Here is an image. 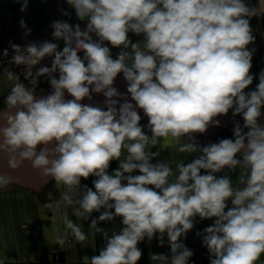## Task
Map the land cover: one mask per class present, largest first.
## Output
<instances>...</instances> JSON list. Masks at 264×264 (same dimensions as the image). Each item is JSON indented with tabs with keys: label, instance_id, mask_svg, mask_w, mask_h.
I'll return each instance as SVG.
<instances>
[{
	"label": "clouds",
	"instance_id": "1",
	"mask_svg": "<svg viewBox=\"0 0 264 264\" xmlns=\"http://www.w3.org/2000/svg\"><path fill=\"white\" fill-rule=\"evenodd\" d=\"M67 3L87 23L84 29L52 23L53 38L64 42L62 50L49 41L10 45L9 64L25 67L28 84L4 69L13 82L2 112L6 124L0 127V152L8 155V167L16 170L29 161L45 183L51 178L64 186L59 200L53 202L48 193L45 207L74 206V215L84 221L101 213L89 228L93 235L103 234L105 245L86 258L90 264H137L142 257L138 244L158 237L163 246L165 236L171 256L151 254L153 264H189L193 252L181 238L196 217L215 218L197 233L210 264H257L264 255V71L256 89L245 92L254 79V50L248 45L255 41L250 18L257 9L245 0ZM27 7L28 0H22L20 10ZM20 25L26 27L23 19ZM129 33L143 39L133 42ZM112 48L120 49L116 58ZM48 57L51 66L33 72ZM119 74L135 105L113 86ZM41 77L50 84L47 96L37 95ZM92 93L103 94L106 110L81 103ZM137 108L148 118L151 135L140 124ZM230 110L244 121L243 127L235 123L234 139L201 146L196 134L219 126L216 118ZM168 140L180 153L198 154L177 163L175 173L170 161L152 162L160 152L151 149ZM38 145H43L39 151ZM113 160L119 167L109 174ZM225 169H239V187L228 175H216ZM90 176L96 178L95 190L81 187V178ZM12 182L0 173V188ZM117 217L123 227L111 236L97 226ZM63 223L64 237L56 238L60 247L68 230L77 242L88 239L67 215Z\"/></svg>",
	"mask_w": 264,
	"mask_h": 264
},
{
	"label": "crops",
	"instance_id": "2",
	"mask_svg": "<svg viewBox=\"0 0 264 264\" xmlns=\"http://www.w3.org/2000/svg\"><path fill=\"white\" fill-rule=\"evenodd\" d=\"M21 4L22 0L19 2L18 0H0V47L18 44L28 39L51 36L53 31L51 25L54 21H65L71 25L79 24L82 29L86 27L87 21H80L77 18L74 8L67 3V0H28V7L25 11L20 10ZM247 4L257 9V16L250 18V26L255 41L248 45L250 51L254 50L252 68L250 69L254 79L253 83L245 89V92L256 89L259 83V75L264 71V0H251ZM61 10L70 13V15H63ZM22 19L26 27H21L20 21ZM129 38L133 42L143 39L142 36L138 37L133 33H129ZM105 43L107 44V42ZM111 51L113 58H116L120 49L112 48ZM78 55L83 57V53ZM6 68L9 67L0 65V108L6 107L4 101L13 83L7 79L4 72ZM20 78L23 83L28 84L23 76ZM216 119L220 122L219 126L209 127L205 133L196 134L195 138L201 146L216 143L224 138L234 139L233 128L235 123H240L242 127L244 124L243 118L233 116L231 110L227 115L218 116ZM261 122H264V117L261 118ZM141 125L145 133L151 135L148 129V121ZM246 131L247 129H245ZM151 150L160 152V155L155 157L152 162L170 161L174 173L177 163L191 162L198 155L178 152L171 140L162 141L160 145ZM124 155L121 156V159H124ZM118 167V160L111 161L108 169L109 174H112ZM138 174V172L132 173V175ZM201 174H204L203 170ZM239 174V169L235 171L225 169L216 175L218 177L228 175L234 186L239 187L240 185L237 183ZM95 179L94 176H90L88 179L81 178V187L87 185V187L95 190L93 185ZM64 191V186L57 185L55 182L50 189L41 194H34L12 184L0 188V264H90V259L86 258L99 254V250L105 245L103 234L93 235L94 230H91L89 225L92 219H98L100 212L92 213L89 219L84 221L74 215V206L62 204L59 209L45 207V203L50 202L48 193H52L54 202L60 199ZM231 206L229 201L228 207ZM64 215L81 226L88 237L85 242H77L71 231L68 230L64 246L57 245V236L64 237L66 230L63 223ZM214 219L201 220L196 217L193 229L187 233L186 237L181 238L186 246L204 251L205 264H210L211 258L206 246L202 243V237L197 236V233L213 225ZM97 226L108 231L109 236L123 227L122 221L118 217L113 221L99 222ZM138 248L142 251V257L137 264H153L150 258L151 254L171 256L166 236L163 246L160 245L158 237H154L151 242L147 239L140 242ZM60 252L65 254L64 262L59 260L58 254ZM257 264H264V255L261 256Z\"/></svg>",
	"mask_w": 264,
	"mask_h": 264
},
{
	"label": "water",
	"instance_id": "3",
	"mask_svg": "<svg viewBox=\"0 0 264 264\" xmlns=\"http://www.w3.org/2000/svg\"><path fill=\"white\" fill-rule=\"evenodd\" d=\"M115 88L118 89V91L123 95L126 96L128 101L133 103L135 105V102L131 100L130 94L127 93V82L123 78V74H119L117 78L114 81ZM51 92V88L47 89L45 91H42L38 93V96H47ZM66 99H72L71 96H69L67 93H65ZM121 103L123 100L120 101ZM83 104H90L92 106H99L101 108L105 107V97L103 94H96L92 93V99L89 100L85 98L83 101H81ZM6 110V107L0 108V127L4 126L6 124V121L4 120L5 113H2ZM137 111L139 115L141 116L140 122H146L148 121V118L143 113L142 109L137 108ZM237 117L242 118V115H237ZM245 131V129H244ZM43 147V145L37 146V151L40 150V148ZM0 173L7 174L13 178V182L10 183L18 188H21L23 190H27L29 192H32L34 194H41L45 192L47 189L51 187L52 184H54L53 179H48L45 183L44 179L41 178L38 171L34 170L32 168L31 162L25 161L23 163V166L19 169L12 170L8 167V155L0 152ZM60 262L65 261V254L63 252H60L58 254Z\"/></svg>",
	"mask_w": 264,
	"mask_h": 264
},
{
	"label": "built area",
	"instance_id": "4",
	"mask_svg": "<svg viewBox=\"0 0 264 264\" xmlns=\"http://www.w3.org/2000/svg\"><path fill=\"white\" fill-rule=\"evenodd\" d=\"M249 1H251V0H245V3L247 4ZM44 41L57 43L59 46V50H62L63 47L65 46L64 42L62 40L57 41L53 38L52 35L41 37V38H36V39H28V40H25V41L20 42L18 44H15V45L25 47L31 42H35L37 44H40V43H43ZM5 49L8 50V56L7 57L3 56V52ZM82 53L83 52H81L79 54H82ZM13 55H14V51L11 48V46L0 47V65L8 66L16 74H18L20 76H24L23 72L25 70V67L23 65L16 66L14 64H11V65L9 64V60L11 59V57ZM51 59L52 58L48 57V58H45L44 60H42L39 65H37L33 68V72H35L40 66H49L50 67L51 66ZM57 77H58V74H57ZM49 86H50V84L48 83L47 78L41 77L39 79L37 89L41 90V89H44V88L49 87ZM187 247L193 252L192 257H190V259H189V264H205V253L203 250H200L198 248L191 247V246H187Z\"/></svg>",
	"mask_w": 264,
	"mask_h": 264
},
{
	"label": "rangeland",
	"instance_id": "5",
	"mask_svg": "<svg viewBox=\"0 0 264 264\" xmlns=\"http://www.w3.org/2000/svg\"><path fill=\"white\" fill-rule=\"evenodd\" d=\"M141 124H145V122H140ZM54 184L51 185V187L53 186ZM50 189V188H49Z\"/></svg>",
	"mask_w": 264,
	"mask_h": 264
}]
</instances>
